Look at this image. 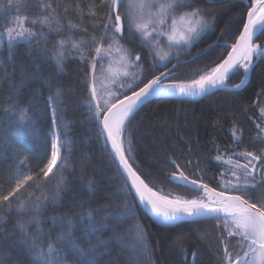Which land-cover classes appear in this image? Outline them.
<instances>
[{"label": "snow or ice", "instance_id": "6c2138e0", "mask_svg": "<svg viewBox=\"0 0 264 264\" xmlns=\"http://www.w3.org/2000/svg\"><path fill=\"white\" fill-rule=\"evenodd\" d=\"M9 6L13 0H8ZM18 7V6H17ZM39 15L32 18L13 16L6 22V26L0 30V38L7 36V45L11 49L17 42L31 44L36 42L37 52L48 56L55 61L57 70L63 72L64 62L73 55L78 54L82 63L90 65V80L85 81V87L89 89L87 106L91 116L98 121L100 135L106 144H110V154L117 166L118 174L123 177V183L108 194L109 200H116L118 196H132L138 206H146L155 215L158 222L163 226L176 225L190 220L198 222L214 219L218 226L222 222L221 254L218 257L220 264H264V195H257V189L264 186V148L259 153L243 151L236 155L243 157L245 163L233 164L231 158L227 163L231 165L230 179H224L222 174V188L217 191L203 183V177L190 178L180 165L174 160L172 165L177 169L170 173L171 181H178L180 186H193L194 189L204 193L203 196L193 199H184L176 196L169 198L170 194L164 193L163 189H156L155 183L151 186L146 182L144 175L138 171L133 146L130 136L126 139L129 125L138 113L141 105L150 102V98H163L165 96L177 95L185 98H195L210 95L214 90H239L248 81L250 73L254 71L256 63L264 58V43L257 44L255 39L264 36V0H250L246 13V21H242V31L235 43L225 45L227 56L214 67L200 69L191 74L186 80H177L173 65L168 69L167 63L154 64L153 67H163L165 70L159 74H153L146 70L141 64V56H132L131 53L120 43L127 27L130 34H137L141 43L149 46L150 54L159 55L155 48L159 45V37H166L168 46L190 50L199 40L213 28L214 20H209L210 15L205 9L199 7L198 0H99L85 7L81 0H70L67 4H60L55 0H40L38 4ZM124 8V14H121ZM155 11H152V9ZM147 10V11H146ZM92 18V26L101 31L99 38L93 34L88 39L83 37L73 39V30L88 32L87 27H82L85 16ZM75 17V19L73 18ZM100 17V18H98ZM31 27L26 26L28 23ZM39 25V34L36 26ZM179 25V27H178ZM49 32L60 33L67 30L65 38L55 42L54 49L39 47L40 40L47 43L44 29ZM167 28V31L164 29ZM155 37V39H153ZM105 42L107 48L105 49ZM94 46L97 57L102 49L109 52L115 46V51L120 54L119 62L123 71H115L111 78L115 90L107 91V99L101 100L96 88L97 59H87L88 48ZM213 45L202 52L197 53L190 61L199 60L212 49ZM175 57L179 60L180 55ZM160 61L168 59V54L159 56ZM171 61L169 60L168 63ZM134 68L135 71H129ZM109 71H112L109 65ZM242 70L243 79L239 84L229 88L227 81ZM12 75L0 69V78L4 83H11ZM23 77V72L21 73ZM150 76V78H149ZM121 77L130 78L132 82L125 85ZM165 81H169L165 83ZM26 81L22 79L20 85H13L7 96V106L4 107L5 123L10 128H15L22 133L28 143H35L37 139L36 122L29 112L37 113L39 109L33 100L27 102V107L21 104L20 88ZM142 85V86H141ZM138 89V90H137ZM130 92V94H129ZM47 108L51 110L54 130L51 134L50 154L47 162L36 173L27 171V157L16 148L12 140L4 136L0 130V151L12 150L17 158L16 172L9 177V190L5 193L0 189V264H8V259L13 251L26 253L29 264H98L96 256L100 253L98 248L107 249L112 239H120L113 232L107 240L98 235L105 227H112L109 221L120 223L123 220L135 217L136 208L126 200L115 207L111 203H105L96 208H88L75 218L67 214L51 217L53 227H59L60 231L53 235L52 230H45L41 212L45 207L48 196L44 184L48 183L55 175L54 170L63 168L67 164L68 157L63 152L70 151L71 140L67 135L68 122L58 123V112L62 109L63 89L57 87L53 95H49ZM264 112V109H261ZM63 128V138L57 129ZM257 133L255 140L264 144V127L256 125ZM239 129L233 128L234 143L239 145L243 141L238 135ZM216 160L222 157L217 155ZM24 167L21 168L20 166ZM185 166H191V161H185ZM64 174L61 171L55 184V193L59 196L64 183ZM95 181L90 179L87 188L90 194L95 193L93 187ZM28 188L39 190L40 195L29 192ZM239 193V194H228ZM15 213L16 219L12 229L5 231V225L9 217ZM29 213L32 215L28 217ZM104 213L100 219L96 216ZM86 220L87 223L81 229L85 237L95 236L96 243L91 240L87 244L75 235L76 224ZM34 226V230H33ZM138 229L137 240L141 249H146L143 230ZM131 230V229H129ZM235 239V254L230 249L232 240ZM242 252V255H241ZM189 253L181 250L182 264L187 260ZM191 264H196L199 253L192 251ZM71 256V260H70ZM14 264H20L15 261Z\"/></svg>", "mask_w": 264, "mask_h": 264}, {"label": "trees", "instance_id": "16d2710c", "mask_svg": "<svg viewBox=\"0 0 264 264\" xmlns=\"http://www.w3.org/2000/svg\"><path fill=\"white\" fill-rule=\"evenodd\" d=\"M33 1L36 0H13L14 6H9L8 0H0V30L6 26L10 17L26 16L29 21L37 17L40 1L35 2L37 5H32ZM209 1H218L216 6L221 8V16L216 23L215 31L196 45L192 52L179 57V60H173L169 66L179 61H190L194 54L202 52L215 40L218 43L199 60L177 66L174 69L177 80H186L193 72L220 63L228 51L225 45L233 44L242 29V21H245L247 12L243 2L198 0V3L206 6L210 5ZM55 2L67 4L70 0H55ZM93 2L98 4L99 0H81L85 11ZM123 9L121 8V13ZM91 21L92 18L86 15L82 27H87L88 32L73 30V39L78 40L82 37L88 39L93 34L99 38L101 31L94 28ZM26 26L32 25L29 22ZM36 28L39 34V25ZM44 32L47 43L45 45V41L41 39L39 47H46L48 50L54 49L55 42L68 35L66 29L56 33L49 32L45 28ZM128 32L126 27L124 36L120 40L125 48L133 55L141 56V63L146 70L159 74L162 70L153 67L152 56L146 47L141 45L136 37L131 38ZM255 43H264V36ZM106 46L107 42H105ZM88 53H90L87 55L89 61L93 57L99 61L94 46L88 48ZM51 54L49 51L48 56L40 55L35 41L31 44L17 42L11 53L7 41L0 42V69L13 74L11 83H4L0 78V130L20 150L23 154L21 158H28L25 161L28 165L27 171L33 174L47 162L46 152L50 154L54 126L51 110L47 108V98L54 94L57 87L63 89L58 123L68 122L67 135L71 140V150L63 152V155L68 157L66 166L54 170L55 175L43 185L46 189H52L44 193L48 196V200L40 214L45 230H52L53 235L60 231L59 227L54 228L52 225L50 218L53 216L67 214L75 218L88 208H96L105 203H111L115 207L126 200L136 208L137 215L120 223L109 221L113 226L105 227L98 233L105 240L111 237L113 232L120 237V239H112L107 249L98 248L97 251L100 253L96 256L98 264H182V249L189 253L184 264H191L192 251L199 253L196 264H220L218 259L222 249L220 240L222 236H226V233L218 226L216 220L180 223L170 228H161L150 222L132 196L121 195L114 201L107 198L109 193L123 183V179L118 174L117 166L100 135L98 121L92 118L87 106L89 89L85 87V81L90 80V65L82 63L78 54L73 52V55L64 62L65 70L59 72ZM242 78L241 70L229 79V87L239 84ZM22 79L26 83L20 88L21 104L27 107V102L33 100L35 96L33 102L39 109L37 113L29 112L36 122L35 143H28L22 133L5 123L6 114L3 109L7 106V96L13 85H20ZM256 102L264 104V58L256 63L248 84L241 91H218L194 103L158 99L144 104L132 119L126 133L132 140L133 155L136 160L134 167L144 175L150 186L155 183L154 190L163 189L164 193L170 194L169 198L179 196L193 199L201 196L200 192L174 185L168 180L170 173L177 170L172 165V160L179 164L180 170L190 178H197L195 174L198 173L203 177V183H207L209 187L217 191L224 190L221 183V164L215 159L217 155L222 158H235L236 153L259 152L264 148V144L255 140L257 133L255 122L258 121ZM234 126L240 130L238 135L243 141L239 145L234 143ZM57 130L61 132L63 138L65 130L63 128ZM185 161H191V166H185ZM17 164L18 160L12 150L0 151V189L5 193L10 188L8 180L16 172ZM61 171L65 179L57 196L54 189ZM90 179L95 181L94 194H90L87 188ZM28 191L35 192V195L41 194L39 190L33 188H28ZM256 194L264 195V186L257 189ZM31 215L32 213H29L25 219ZM103 215L104 213H100L96 219L99 220ZM16 218L15 213L9 217L8 222L3 225L5 231L12 229ZM86 223V220H82L76 224L75 235L80 237L85 245L88 240L96 243L95 236L85 237L82 233L81 229ZM137 225L144 233L147 246L144 250L141 249L137 235L133 232L137 229ZM229 239L232 240L230 249L235 254L237 238ZM15 261L29 264V257L26 253L13 251L8 264H14Z\"/></svg>", "mask_w": 264, "mask_h": 264}, {"label": "rangeland", "instance_id": "374dc122", "mask_svg": "<svg viewBox=\"0 0 264 264\" xmlns=\"http://www.w3.org/2000/svg\"><path fill=\"white\" fill-rule=\"evenodd\" d=\"M26 1V0H24ZM36 1H40V0H36ZM32 2L33 4H36L35 2ZM149 2H151V0H149ZM162 2V0H161ZM125 4H127V0H125ZM37 5V4H36ZM199 7L205 9L210 15L207 17V19L209 20H214V25L213 28L208 30L207 33L205 35H203V37L199 40H203L209 36L212 35V33L215 31L216 28V23L219 19V17L221 16V8H218V6L216 5H200ZM24 8H26V5L24 6ZM147 11V10H146ZM152 11H155V9L153 8ZM122 16L124 14V9L122 11ZM179 27V25H178ZM165 31H167V28L164 29ZM129 33V32H128ZM131 35V38L136 37V39L139 40V43L142 45L141 40L139 38V36L137 34H135L134 30L132 34H128ZM130 37V36H129ZM128 37V38H129ZM155 39V37L153 38ZM7 41V36L5 35L4 37L0 38V42L1 41ZM159 45L155 48V52H158L159 55H154V54H150V50H149V46H146V49L148 51V53L152 56V61L153 64H163V63H167V65L169 64L168 61H173L176 60L173 57L176 56L177 53L180 52H185L184 49L178 48V47H169L168 46V42L166 37H159ZM120 43L123 45V43L120 41ZM124 46V45H123ZM125 47V46H124ZM107 48V46L105 47V49ZM129 51V50H128ZM130 52V51H129ZM131 53V52H130ZM165 53L168 54V59L165 61H160L159 56L160 55H164ZM186 53V52H185ZM119 55L116 51H115V46L113 47V49L109 52H106L104 49H102L100 56L103 57V59L101 60L99 57V61H98V66L96 68V88H97V92L98 95L100 96L101 100L103 101V99H107V91L109 89L111 90H115V86L112 85L111 83V78L113 76V73L117 70L119 71H123V67L121 65V63L119 62ZM132 56H135L131 53ZM184 55V54H183ZM182 55H180L181 57ZM142 64V63H141ZM109 65H111L112 71H109ZM143 66V64H142ZM157 69H162L163 67H156ZM130 72L131 71H135L134 68H129L128 69ZM121 81L125 83V85H127V83L132 82L130 78H123L121 77ZM128 138V136L126 135V139ZM227 160H220V164L222 165V169L223 172L222 174H224L223 178L224 179H230L231 177V165L229 163H227ZM221 181H222V176H221ZM134 234H138V229L133 230ZM134 238L136 239V236H134Z\"/></svg>", "mask_w": 264, "mask_h": 264}, {"label": "water", "instance_id": "95a60500", "mask_svg": "<svg viewBox=\"0 0 264 264\" xmlns=\"http://www.w3.org/2000/svg\"><path fill=\"white\" fill-rule=\"evenodd\" d=\"M231 1H241V2H243V3H245L247 6L249 5V3H247L245 0H231ZM218 3V2H217ZM245 21H246V16H245ZM243 29H241V31H242ZM240 31V32H241ZM239 38V35H238V37H237V39ZM236 39V40H237ZM255 41H256V39H255ZM254 41V42H255ZM236 42V41H235ZM234 42V43H235ZM228 50H230V49H228ZM226 56H227V54H226ZM225 56V57H226ZM224 57V58H225ZM181 62H184V61H179V62H176L175 64H173V65H177V66H179V65H181ZM254 63H257V62H255L254 61ZM172 65V66H173ZM172 66L170 67V68H168V69H172ZM250 76H251V73H250V75H249V78H248V81H249V79H250ZM244 78V77H243ZM242 78V79H243ZM229 81V80H228ZM228 81H227V84H228ZM248 81H247V83H248ZM167 82H169V81H165V83H167ZM240 83V82H239ZM247 83L245 84V86L247 85ZM245 86H243L242 88H240L239 90H214L213 91V93L212 94H214V93H216V92H218V91H223V92H238V91H241ZM229 88H231V87H229ZM138 90V89H137ZM211 95V94H210ZM209 95H205V96H203V97H200V96H197V97H195V98H185V97H180V96H177V95H171V96H165V97H163V98H156V97H153V98H150V102L151 101H153V100H158V99H166V100H175V101H183V102H191V103H194V102H198V101H200V100H202V99H204V98H206V97H208ZM146 103H148V102H145V104ZM144 105V104H143ZM143 105H141V107L143 106ZM103 138V137H102ZM103 140H104V138H103ZM104 143H105V140H104ZM105 145H106V147H107V149H108V151H109V153H110V144H106L105 143ZM111 155V154H110ZM111 157H112V155H111ZM113 159V158H112ZM116 165V164H115ZM122 177V176H121ZM122 179H123V177H122ZM168 180L171 182V183H173L174 185H177V186H180V183L178 182V181H171L169 178H168ZM181 187H183V186H181ZM184 188H187V189H189V190H192V191H197V192H200L201 193V196H203L204 195V193H202L201 191H199V190H196V189H194L193 188V186H191V185H188L187 187H184ZM140 209H141V211L144 213V215L150 220V222L151 223H153V224H155L156 226H158V227H161V228H170V227H173V226H175V225H169V226H163V225H161L159 222H158V220H157V218L155 217V215L150 211V209L148 208V207H146V206H138ZM209 220H214V219H207V220H202V221H209ZM202 221H198V222H202ZM181 223H193L192 221H190V220H185L184 222H181ZM178 224H180V223H178ZM178 224H176V225H178Z\"/></svg>", "mask_w": 264, "mask_h": 264}, {"label": "flooded vegetation", "instance_id": "af4514ba", "mask_svg": "<svg viewBox=\"0 0 264 264\" xmlns=\"http://www.w3.org/2000/svg\"><path fill=\"white\" fill-rule=\"evenodd\" d=\"M247 3H250V1H248V0H245ZM217 2L218 1H209L208 2V4H210V5H216L217 4ZM241 2V1H240ZM244 6L246 7V10H248V6L244 3ZM206 39V38H205ZM204 40V39H203ZM203 40H201V41H203ZM257 40V39H256ZM201 41H199L196 45H198V44H200L201 43ZM256 42V41H255ZM217 40H215L214 42H213V47L214 46H216L217 45ZM195 45V46H196ZM194 46V47H195ZM230 46V45H229ZM192 48L191 50H190V52H192L195 48ZM190 52H186L185 54L187 55V54H189ZM184 54V55H185ZM194 55H196V54H194ZM183 56V55H182ZM172 62V61H171ZM170 62V63H171ZM170 63L167 65V67L170 65ZM172 66V65H171ZM171 66H169L168 68H170ZM160 70H162V71H164L165 69L164 68H162V69H160ZM174 71V70H173ZM250 80V79H249ZM249 82V81H248ZM248 84V83H247ZM246 87V86H245ZM244 87V88H245ZM243 88V89H244ZM242 89V90H243ZM210 96V95H209ZM256 107H257V115H258V121H256L255 122V125H257V124H260L261 125V127H264V112H262L261 111V109H264V104H263V102H260V103H257L256 102ZM257 129V128H256ZM258 131V130H257ZM252 152H254V151H252ZM257 153H259L258 151H256ZM231 158V160H232V163L233 164H235V163H237V162H239L240 164H243V163H245V160L243 159V157H240V156H236L235 158L234 157H226V158H222L221 160H227V161H229V159ZM219 163H220V160H219ZM221 168H223L222 167V165H221ZM177 171V170H176ZM222 172H223V169H222ZM222 172H221V176H222ZM220 228H222V222H221V225L219 226ZM224 233H226V232H224Z\"/></svg>", "mask_w": 264, "mask_h": 264}]
</instances>
